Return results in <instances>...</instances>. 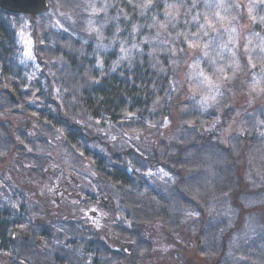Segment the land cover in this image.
I'll return each instance as SVG.
<instances>
[{
	"label": "trees",
	"instance_id": "1",
	"mask_svg": "<svg viewBox=\"0 0 264 264\" xmlns=\"http://www.w3.org/2000/svg\"><path fill=\"white\" fill-rule=\"evenodd\" d=\"M73 1L82 3L73 8L74 32L78 38H40L44 40L43 47L36 49L40 68H43L38 74L43 88L39 83H31L23 90L26 82L18 74L20 68L16 67L10 51L7 52L8 48L14 50V42L6 36L1 38L7 49L1 44L0 82L6 89L0 95V113L9 114L13 120L20 118L22 127L33 119L36 128L30 135L24 129L12 130L14 125L3 123L0 118V157L15 155L26 161L41 148L46 150V142L52 146L50 139L61 132L74 152L100 169L96 173L101 182L105 186L116 187L114 195L120 205H125L131 212L136 226L143 228L148 224L146 222L159 221L170 229L169 224H175L179 218L183 224L189 209L194 210L198 214L197 247H211L215 236L205 225V209L210 199L214 201L225 195L212 193L218 189L223 193L235 186L232 176L234 163L241 160H247L250 169L256 170L264 180V135L255 123L244 125L246 134L240 135L236 142L233 140L228 150L218 140L211 142L217 136L215 133L210 132L207 138H203L199 131L192 133L193 127L205 126L217 116L224 100L220 97L222 99L216 103L217 106L203 116L186 102H173L172 83L178 75L186 72L185 63L189 53L194 51L195 58L199 59L200 72L224 88L228 87L234 94L249 92L246 83L240 80L242 66L233 72L230 54L223 50L226 47L221 44L225 38H208V31L212 33L213 30H206L210 20L216 29L229 26L235 13L234 4L229 1L226 7L215 6L207 13L204 0H151L147 7L148 0H62L63 4ZM172 5L175 7H169ZM216 13L225 19L216 22ZM257 14L253 16L252 32L260 38L264 36V23ZM161 24L165 27L161 28ZM201 25L206 27L203 29ZM200 31L204 32L200 34ZM258 38L254 39V47L245 52L240 42L235 54L238 61H247L252 72L261 74L264 87V51H261L264 42ZM190 42L198 46L190 47ZM205 44H209L207 57L204 56ZM55 62L61 65L54 66ZM219 69H223V73H219ZM6 90L14 93L15 102L7 98ZM177 102L176 118L182 125L178 126L176 139L167 144L161 142L154 151L151 149L149 152L153 156L140 152L136 158L135 150L127 149V157L133 162L130 175L121 165L125 154L123 158L119 154H105L109 163V171H106L98 163L102 159L97 151L93 155L88 153V147L94 149L98 139L105 145L108 141L97 132L91 137L78 120L89 123L107 121L111 127L124 123L132 126H127V129L133 131L147 129L146 126L152 124L156 131L163 119L172 117L171 113L175 111L171 110ZM223 110L222 122L225 123L231 110ZM33 112L41 114L35 117ZM129 116L135 117V121L128 119ZM222 159L224 164H221ZM156 166L167 167L175 175V181L163 192L157 183L147 188L146 182L142 181V172ZM262 230L264 228L260 226V231L253 234L246 244L249 258L246 264H264ZM185 244L183 242L182 247Z\"/></svg>",
	"mask_w": 264,
	"mask_h": 264
},
{
	"label": "rangeland",
	"instance_id": "2",
	"mask_svg": "<svg viewBox=\"0 0 264 264\" xmlns=\"http://www.w3.org/2000/svg\"><path fill=\"white\" fill-rule=\"evenodd\" d=\"M47 1L48 7L44 12L38 14V16L33 19L26 16L20 17L17 24L14 26L15 29L12 31L15 47L13 52L10 53L16 67L20 68V70L17 71L18 74H21V77L25 80L24 83L26 82L25 86H23V90H26L31 83H39L38 74L43 68H40V58L37 56L36 49L43 47L44 43V40L40 38H64V36H75L74 38H78L74 32L73 19L75 18L73 8L82 3L76 4V1H73L63 4L62 0ZM229 1L234 4L235 8L234 17L232 18L233 21H231L229 26H225L226 28L223 27L224 29L218 28L216 31H212V33L208 31V38H222V40L225 38L224 43L228 46L223 50L226 54H230L229 59L231 58L234 64H232L233 72L238 71L237 69H240L242 66L243 74L240 75V80L246 83L249 92L234 94L228 87L224 88V85L220 84V86L213 80L215 84L219 85V89L218 92L209 93L207 87L200 86L198 76L200 72L199 59L195 58L196 53L194 51L189 53L188 60L185 63L186 72H182L178 75L177 79L172 83V93H174L173 102H186L187 106L197 109L203 116H206V114L209 113V109L217 106L216 103L220 102L223 98L222 100H224V102L221 103L217 116L205 126L193 127L191 132L199 131L203 138H207L210 132L215 133L217 136L213 137L211 142L215 143V141L218 140L220 144L225 146L228 150L229 147H231V142L233 140H235V142L239 140L241 137L240 135L245 132L244 125L255 123L260 129V133L264 135V123H262L264 122V92L259 91V88L263 87L261 74L252 72L247 61H238L235 54L236 48L240 42L243 43L242 49L244 52L246 49L250 50L251 47H254V39L258 37L252 32L253 16L258 12V19L261 21L264 19V0H204L206 3V11L208 13L217 5L226 7ZM210 29L211 28L206 30ZM233 29L235 31H233ZM203 32L204 31H200V34ZM258 39L264 42V36ZM29 40L31 43H26ZM229 41H231V43H229ZM44 45H46V43ZM3 46L4 48L6 47L5 44H3ZM28 51L31 52V58L25 54ZM7 52H9V48ZM60 65V62L54 64V66L57 67ZM44 70L48 74L47 69ZM254 81L257 82L255 91L253 90ZM0 84V95H2L5 92L6 86L1 82ZM39 84L40 88H43V82L40 81ZM209 95H215V100L204 102L203 98ZM177 104L178 102L174 104L171 110L175 111L171 113L172 117L170 119H163L160 129L156 131L153 130L154 127L152 124L151 126H146V128L148 127L147 129L142 128L138 131H133L131 128H129L131 130L127 129L132 126H128L124 123L115 124V126L111 127L107 121L96 120L94 123H89L87 120H78V124L81 128L88 130V132L91 133V137L97 132L98 136H104L108 141L107 146L102 140L98 139L94 149L92 146L88 147V153L93 155L95 151H97L99 158L105 161H108V158L104 156L105 154H119L121 158H123L125 154V159L121 165L125 168L124 170L127 174H131L133 162L127 157V149L135 150L136 158H139L140 152L143 153V155L153 156V154H150V152H152L151 149L154 151V148H159L158 146L161 142L167 144L176 139L179 132L178 126L182 125L176 118L179 110ZM224 108L231 110V112L227 114L228 119L225 123L222 122ZM197 110L196 112H198ZM182 114L183 111H181V115ZM0 118L3 123H8L12 126V116L9 114L6 115V113H0ZM127 118L131 119V121L133 119V121H135L136 119L133 116ZM19 120L20 118L18 121ZM133 124L135 123L133 122ZM244 134H246V132ZM52 137L53 136H50V138ZM50 141L53 142L49 149L53 160L61 159L63 161V158H65V162L63 161L65 164H73L71 159L82 160V155L78 152H74L70 148L69 144L65 142L61 132H58ZM242 155L243 153H241V156ZM81 160L79 164H88L86 161L81 162ZM156 161L158 163L160 162L159 160ZM220 161L221 164H224V159ZM241 161L242 162L234 163V175L232 176L235 186H231L234 188L229 187V189L223 191V193H220L219 191L221 190L219 189L214 191L212 194L225 195L223 197L218 196L214 201L210 199V203L207 204L205 209L206 216H204V218L207 220V224L205 225L210 229V232L208 230L207 232L215 236V242L211 247L208 246V248L205 245L197 247L196 238L199 235V233H196L197 212L189 209L188 212H192L193 215H186V218H183V226L181 227V234L179 235L180 239L186 244L180 250V257L177 258L179 264H246V260L249 259L248 254H246L248 250L246 244L253 234L260 231V226L264 228V191H262L264 180L259 176L256 170L250 169L251 167L247 164V160ZM11 162L10 160H5L0 163V167L12 168ZM51 164V167H53L51 169H54V167L60 163ZM107 164L109 165L108 162ZM91 168L93 169V167H87V169ZM107 168L109 167L107 166ZM80 169L84 168L82 167ZM146 169L148 170L143 171L141 176L143 177L142 181L146 182L147 188H152V186L155 185L154 183H157L163 188V192L167 185L175 181L174 173L167 167L163 168L156 166ZM161 169L169 175L164 176L163 172L160 171ZM21 172H23L22 169ZM78 177L84 180L83 182L86 188L96 190L98 194L99 192L110 194L114 198V201L121 206L119 199L114 195L117 193L116 187L101 184V181L99 179H94L91 174L84 175L81 172ZM189 177L188 179L191 180L192 177ZM234 183H232V185ZM0 194H4V190H2L1 187ZM146 223L148 224L142 226L143 228H140L141 225L137 228L140 230L139 235L135 234L136 237H134V254L149 255L152 257L153 254H160V247L158 245L159 242L162 241L164 228L159 221H149ZM262 231L264 233V230ZM171 254L175 253L171 252Z\"/></svg>",
	"mask_w": 264,
	"mask_h": 264
},
{
	"label": "flooded vegetation",
	"instance_id": "3",
	"mask_svg": "<svg viewBox=\"0 0 264 264\" xmlns=\"http://www.w3.org/2000/svg\"><path fill=\"white\" fill-rule=\"evenodd\" d=\"M19 18L0 10V46L4 36L13 41L12 31ZM6 96L15 102V95ZM39 114L33 112L32 116ZM19 122L12 120V130L24 129L33 135V119L23 127ZM44 146L49 148L32 153L26 161L15 155L0 157V163L12 161V168L0 167V187L4 190L0 194V264H179L183 243L180 218L169 224L170 229L162 224L160 254L135 255L134 237L139 235L140 226L133 223L131 212L110 194L86 188L78 177L82 172L99 179L96 172L100 169L83 158L81 162L88 164L53 160L51 144ZM51 163L60 164L51 169ZM98 163L109 171L106 161ZM104 195L113 199V208L105 207Z\"/></svg>",
	"mask_w": 264,
	"mask_h": 264
},
{
	"label": "water",
	"instance_id": "4",
	"mask_svg": "<svg viewBox=\"0 0 264 264\" xmlns=\"http://www.w3.org/2000/svg\"><path fill=\"white\" fill-rule=\"evenodd\" d=\"M47 7V0H0V10L13 15H28L32 18L44 12ZM8 94L13 97L12 92H8ZM102 202L107 208L114 207L113 200L108 195L102 197ZM128 246L127 251L130 250L132 245Z\"/></svg>",
	"mask_w": 264,
	"mask_h": 264
},
{
	"label": "snow or ice",
	"instance_id": "5",
	"mask_svg": "<svg viewBox=\"0 0 264 264\" xmlns=\"http://www.w3.org/2000/svg\"><path fill=\"white\" fill-rule=\"evenodd\" d=\"M150 3H151V0H148V3L145 4V7H147L148 4H150ZM217 6L219 7L220 5H217ZM169 7H175V6L172 5V6H169ZM215 17L217 18L216 22H221V21H223V20L225 19V17L220 16L219 13H216V14H215ZM206 19H208V18L206 17ZM261 22L264 23V19H262ZM160 27L163 28V27H165V25L161 24ZM201 27L204 28V27H206V26H205V25H201ZM207 27L212 28L213 31H216V30H217V29L215 28V25H214L213 21H211V20L208 22ZM233 31H235V30L233 29ZM21 35H23V34H21ZM26 43H29V44H30L31 41L29 40V41H27ZM229 43H231V41H229ZM189 46H190V47H197L198 45L195 44V43H191V42H190V43H189ZM227 46H228V45H222V47H227ZM208 48H209V44H205V45H204V49H205V50H204V56H206V57L209 55ZM123 50H124V49L122 48L121 51H123ZM261 51H264V46L261 47ZM25 54L28 55V56L31 58V52H30V51L26 52ZM213 63H215V61H213ZM223 71H224L223 69H219V70H218L219 73H223ZM198 76H199L200 86H201V87H207L209 93L218 92L219 85L215 84V83L213 82V80H212L211 77L206 76V75L203 73V71L199 72ZM224 78L227 79V77H224ZM256 86H257V82L254 81V82H253V90H254V91L256 90ZM259 91H260V92H264V87H260V88H259ZM215 98H216L215 95H209V96H207V97H204V98H203V101H204V102H208V101H210V100H211V101H214ZM262 123H264V122H262ZM160 171L163 172L164 176H168V175H169V174H168L167 172H165L163 169H161ZM187 215L191 216V215H193V213H192V212H188Z\"/></svg>",
	"mask_w": 264,
	"mask_h": 264
}]
</instances>
